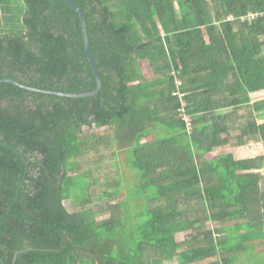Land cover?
<instances>
[{"label": "trees", "instance_id": "16d2710c", "mask_svg": "<svg viewBox=\"0 0 264 264\" xmlns=\"http://www.w3.org/2000/svg\"><path fill=\"white\" fill-rule=\"evenodd\" d=\"M73 1L101 91L0 84V263L237 264L264 239V155H206L264 145V18L236 27L217 6L239 18L264 0ZM0 18V80L95 89L64 0H0Z\"/></svg>", "mask_w": 264, "mask_h": 264}, {"label": "crops", "instance_id": "0c3cea01", "mask_svg": "<svg viewBox=\"0 0 264 264\" xmlns=\"http://www.w3.org/2000/svg\"><path fill=\"white\" fill-rule=\"evenodd\" d=\"M211 1V0H208ZM226 4H222L221 6H217V8L219 9V11H221L224 15H225V21L229 22V23H237L235 26L236 27H240V25L238 24H245V23H252L251 21H241V20H233L232 17L234 18L235 16L232 15L231 13L229 14L227 12V8L225 7ZM249 13H253V12H249ZM248 13V14H249ZM247 14V15H248ZM243 16H240L239 18H241ZM215 25L217 26H221V22L220 21H215ZM202 30L206 31V37L208 40H210V36L208 34L207 31L208 28H202ZM264 40V37L262 38ZM142 63H146V62H142ZM141 63V66H142ZM145 71V70H144ZM152 71V70H151ZM145 73L148 76H152L149 75L146 71ZM177 76L176 73H174V76ZM252 103L255 102H260L264 100V90L263 91H259V92H255L252 93L250 95ZM235 108L234 107H226L221 109L219 112H221L223 115H228L230 113H232V111H234ZM257 123L259 125L264 124V119L259 118ZM241 132V128L239 127L238 124H236V126L233 127L232 129V136H237L239 133ZM152 137H149L147 139H151ZM147 139H145L144 141H146ZM225 152H231L233 153L234 157L236 159H246V158H252V157H256V156H261L264 155V145L262 142H255V143H251V144H243V145H236L233 147H230L228 149H224V151H214L211 153H208V155H206L207 159H213L216 156H218V154L220 153H225ZM261 174L264 176V168L261 171ZM240 224L245 223V221L241 220L239 222ZM190 235L187 233H179L176 235V241L177 243H183L184 241H186V239H188ZM220 237V236H219ZM250 244L249 247H253L251 251L248 252V254H246L243 258L239 259L237 264H248V261L253 257V258H259V262L258 264H264V239L258 240V241H251L249 242ZM248 255V257H246ZM249 258V259H248ZM168 264H179L177 261L168 263Z\"/></svg>", "mask_w": 264, "mask_h": 264}, {"label": "water", "instance_id": "95a60500", "mask_svg": "<svg viewBox=\"0 0 264 264\" xmlns=\"http://www.w3.org/2000/svg\"><path fill=\"white\" fill-rule=\"evenodd\" d=\"M65 3L70 6L79 16L80 22H81V27H82V33H83V39H84V46H85V50H86V57L89 63V67L91 69V72L94 76V81H95V89L91 92H81V93H76V94H72V93H64V92H58V91H51V90H43V89H37V88H33L30 86H25L20 84L17 81H13L11 79H3L0 80V84H13L16 86H19L20 88L24 89V90H29V91H34V92H38V93H44L47 95H54V96H59V97H88V96H93V95H97L100 91H101V87H102V82L100 79V75L98 72V69L96 67L92 52H91V48H90V44H89V38H88V25H87V20H86V16L84 13V10L73 0H64Z\"/></svg>", "mask_w": 264, "mask_h": 264}, {"label": "built area", "instance_id": "2783aa9c", "mask_svg": "<svg viewBox=\"0 0 264 264\" xmlns=\"http://www.w3.org/2000/svg\"><path fill=\"white\" fill-rule=\"evenodd\" d=\"M259 18H264V12H253V13H249L248 15H245L241 18H237V17H232L233 20H241V21H255ZM175 84L176 87L179 88L181 87V79L179 76L175 75ZM173 96L177 97L178 99H180L181 101H184V97L185 94L182 92H174ZM180 115L182 116L183 120L186 123V127L188 128V130L191 132L192 127H193V117L191 115H189L186 112V103L184 101L183 106L180 108L179 110Z\"/></svg>", "mask_w": 264, "mask_h": 264}, {"label": "rangeland", "instance_id": "374dc122", "mask_svg": "<svg viewBox=\"0 0 264 264\" xmlns=\"http://www.w3.org/2000/svg\"><path fill=\"white\" fill-rule=\"evenodd\" d=\"M1 19V18H0ZM142 68L149 74V75H151L152 74V71H151V68H150V66L148 65V62H146V63H142ZM92 132H94V133H100V132H102V130H101V128H93V130H92ZM123 166L124 167H122L121 169H122V172L124 173V175L125 176H131V174H129L128 173V169H127V167H125V164H123ZM128 173V174H127ZM123 179H125V177L123 176ZM127 178L125 179V183L126 184H128V186H129V188L130 189H132V190H135V187H136V185H137V179L135 178V180L134 181H132V180H128V183H127ZM126 186V185H125ZM67 206L70 208V211L71 210H75V209H72V205H71V201H68L67 202ZM246 257H248V255L246 256ZM249 259V258H248ZM258 262H259V258H251L249 261H248V264H258ZM1 264V263H0Z\"/></svg>", "mask_w": 264, "mask_h": 264}]
</instances>
